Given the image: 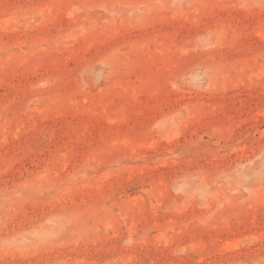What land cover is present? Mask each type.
<instances>
[{
  "label": "rangeland",
  "instance_id": "obj_1",
  "mask_svg": "<svg viewBox=\"0 0 264 264\" xmlns=\"http://www.w3.org/2000/svg\"><path fill=\"white\" fill-rule=\"evenodd\" d=\"M0 264H264V0H0Z\"/></svg>",
  "mask_w": 264,
  "mask_h": 264
}]
</instances>
